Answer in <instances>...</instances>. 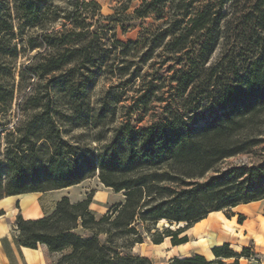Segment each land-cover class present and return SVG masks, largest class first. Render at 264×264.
Wrapping results in <instances>:
<instances>
[{
    "label": "trees",
    "instance_id": "obj_1",
    "mask_svg": "<svg viewBox=\"0 0 264 264\" xmlns=\"http://www.w3.org/2000/svg\"><path fill=\"white\" fill-rule=\"evenodd\" d=\"M172 1L144 0L134 13L143 17ZM175 1L176 5L199 6L186 9L179 18L167 20L143 37L146 49L142 61L150 59L161 45L173 54H186L169 76L168 81L176 84L166 98L163 85H155L153 79H142L137 85L129 109L147 113L152 102L166 101L149 125L135 127L129 120L120 121L93 157L78 152V145L64 136L57 117L61 113L48 92L41 102L36 96L28 98L32 111L20 126L8 131L17 135L4 147L0 198L69 186L96 171L104 185L128 191L122 203L99 217L89 207L90 197L72 202L62 196L50 213L38 218L25 219L18 213L13 235L16 245L31 249L44 245L50 252L68 248L56 264H153L145 256L121 251L142 242L140 233L128 243L119 244L121 238L137 233L134 225L141 188L148 196L141 212L144 218L185 222L176 230L164 228L154 239L160 243L169 236L172 245L187 242V236L179 237L180 233L209 212L264 198V0H249L247 39L255 53L241 70L234 65L232 77L218 73L216 66L203 68L219 37L221 9L231 0ZM17 3L29 9L36 5L28 0ZM195 40L196 48L190 54L188 48ZM127 45L122 43V48ZM67 50L70 55L51 54L41 64L43 70L52 72L68 60H78L75 53L86 52L87 47ZM86 53L83 62L90 61ZM91 65L100 66L96 61ZM55 79L59 86L66 87L72 100L81 97L83 87L79 84L63 77ZM107 108L110 106L103 102L98 116H104ZM70 110L71 122H89V107L75 104ZM255 149L260 152L253 163L217 167L227 157ZM209 171L212 173L204 178ZM243 218L238 214V222ZM246 251L243 247L241 254ZM211 252L214 258L210 260L194 254L175 257L171 264H225L221 258L231 257L237 263L239 256L227 242L213 246Z\"/></svg>",
    "mask_w": 264,
    "mask_h": 264
},
{
    "label": "rangeland",
    "instance_id": "obj_2",
    "mask_svg": "<svg viewBox=\"0 0 264 264\" xmlns=\"http://www.w3.org/2000/svg\"><path fill=\"white\" fill-rule=\"evenodd\" d=\"M28 1H34L36 5L29 9L27 5L18 4L17 0H0V162L7 141L9 139L13 141L17 135L16 132L9 135L8 131L16 125L20 126L21 121L32 111L28 103V98L31 96H36L41 102L48 92L56 109L61 113L57 117L61 120L64 136L78 145V152L93 157H96L103 144L109 140L113 127L120 121L129 120L135 127H140L149 125L156 119L166 103L165 100L152 102L147 113L135 108L129 109L137 85L142 79H153L155 85H163L161 90L163 97L166 98L170 94V87L176 84L168 81L169 76L182 64L186 54H173L161 45L150 59L142 61L146 49L143 37L167 20L179 18L186 9L199 5H176L174 0L143 17H138L134 10L141 6L144 0ZM248 4L249 0H231L222 7L219 37L213 51L203 64L204 69L216 66L218 73L224 77H232L234 65L241 70L254 55L255 48L247 39L246 26L250 21L245 18L250 7ZM136 40L139 43L131 42ZM48 42L54 44L50 46ZM121 42L128 44L126 48H122ZM196 44L197 40L188 48L190 54L192 49L196 48L194 46ZM81 45L87 47V53L76 52L75 57H78V60H68L64 66L52 72L43 70L41 64L51 54L70 55L67 49ZM85 53L90 61L83 62ZM91 61H96L100 66L94 67ZM55 76L63 77L67 82L83 87L80 90L81 97L72 100L69 92L65 90L66 87L62 88L56 83ZM103 102H106L110 108L106 109L104 116L99 117L98 109ZM75 104L83 109L89 107L90 120L87 124L76 125L68 118V115L72 116L70 107ZM259 152V149H255L227 157L217 167L222 169L241 163H253L258 159ZM211 173L212 171L207 172L204 178ZM127 191V189L116 191L104 185L96 171L95 174L72 185L38 191V194L44 203L43 211L46 210L44 215L53 210L57 200L67 196L72 202L90 197L89 207L95 216L99 217L112 209L115 204L122 203ZM138 195L140 201L136 209L134 225L137 233H130L126 238H121L119 244L128 243L139 233L143 240L135 242L132 247L122 248V252L145 256L153 264H171L175 257L202 254L200 251L208 248L211 250L216 245L213 240L217 232L229 231L224 226L223 218H229L231 211L222 210L223 216L219 222L209 220L207 225L197 231L192 224L180 233L179 237L186 235L188 238L186 246H182L184 243L172 245L169 236L164 237L160 243H155L154 239L159 233L164 228H169L166 225L172 230L182 227L177 228L176 222L170 223L166 219L162 222L160 219L144 218L141 212L148 196L144 188H141ZM12 206L17 208V212L20 211L18 202ZM245 211L251 219L249 223L255 222V229L248 226L249 233L255 235L258 225L264 223V205L256 212ZM237 221H240L238 216ZM14 222L15 218L9 229L11 237L16 232ZM182 224L185 225L184 222ZM77 231H80V228ZM202 236L206 238L207 245L201 241ZM100 237L103 239L104 235ZM256 238L257 241L264 243V235H256ZM227 243L231 249L239 253V256L237 263L235 257L221 258L225 264H263L264 259L256 250L254 241L247 242L243 246L247 248L244 254H241L243 247L240 248L238 245L234 247L231 243ZM4 246L8 249L6 242ZM38 246L37 252L42 255L40 249L43 247ZM171 246L177 248L172 251ZM68 251L67 248L57 252H46L47 264H56ZM207 253L206 256L212 252ZM206 256L204 257L207 259ZM22 263L25 264L23 260ZM10 264L16 263L11 259Z\"/></svg>",
    "mask_w": 264,
    "mask_h": 264
},
{
    "label": "crops",
    "instance_id": "obj_3",
    "mask_svg": "<svg viewBox=\"0 0 264 264\" xmlns=\"http://www.w3.org/2000/svg\"><path fill=\"white\" fill-rule=\"evenodd\" d=\"M17 202L19 207L18 209L20 210L19 212H17L16 207L12 206V204L15 205ZM262 205H264V198L246 204H238L232 207L230 209V217L225 218L232 226V231H226L227 233L217 232L213 243L218 245L226 241L231 243L234 247H237L238 245V247L242 248L247 242L254 241L256 243V250L262 259H264V243L257 241L256 238V235H264V223L263 225H258V228L255 230L256 234L252 235L248 231V226L255 229V222L253 221V223H249L251 219L245 211L248 210L256 212ZM43 209L44 203H42L38 192L8 195L0 198V264H10L11 259H13L16 264H23L22 260L25 264H47L45 254L46 252L50 253V251L46 246L42 245L43 248L40 247L42 252V255H40V253L37 252V248L31 249L16 245L14 238L9 234L11 223L18 213L22 214L25 219L38 218L46 213V210L43 211ZM238 214L244 215L242 222L237 221ZM222 216V210L209 212L204 218L195 222L193 228L206 221V223L200 227L203 228L209 223V220H216L219 222ZM259 231L263 233L259 234ZM240 232H242L241 235ZM4 242L8 244V249L5 248ZM187 244L188 242L182 244V246H186ZM174 248H177V246H171L172 251ZM200 252L206 256L205 254L207 252H211V250L208 248V250L206 249Z\"/></svg>",
    "mask_w": 264,
    "mask_h": 264
},
{
    "label": "bare ground",
    "instance_id": "obj_4",
    "mask_svg": "<svg viewBox=\"0 0 264 264\" xmlns=\"http://www.w3.org/2000/svg\"><path fill=\"white\" fill-rule=\"evenodd\" d=\"M160 221H165V219L164 218H162V219H160ZM223 221H224V226L228 229V230H231L232 231V226L230 225V223L229 222H227V220L225 219V218H223ZM183 222H181V224H182ZM185 223V222H184ZM206 223V221L205 222H202V224L200 223V225H198V226H196V227H194L195 228V230L197 231L203 224H205ZM201 241L202 242H204V244L205 245H207V240H206V238H204L203 236H202V238H201ZM209 253V252H208ZM207 253V254H208ZM185 256V255H184ZM187 256V255H186ZM179 257H181V258H183V256H179ZM207 257V259L208 260H210V259H213L214 258V255L212 254V253H210L208 256H206Z\"/></svg>",
    "mask_w": 264,
    "mask_h": 264
},
{
    "label": "water",
    "instance_id": "obj_5",
    "mask_svg": "<svg viewBox=\"0 0 264 264\" xmlns=\"http://www.w3.org/2000/svg\"><path fill=\"white\" fill-rule=\"evenodd\" d=\"M166 226L169 227V228H171V227L168 226V225H166ZM183 226H184V224H180V223H177V222H176V227H177V228H179V227H183ZM171 229H172V228H171Z\"/></svg>",
    "mask_w": 264,
    "mask_h": 264
}]
</instances>
